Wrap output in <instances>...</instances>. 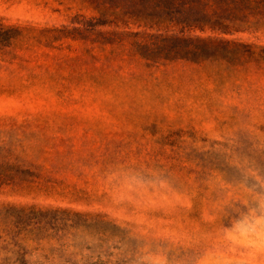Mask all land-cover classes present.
<instances>
[{
    "label": "rangeland",
    "instance_id": "rangeland-1",
    "mask_svg": "<svg viewBox=\"0 0 264 264\" xmlns=\"http://www.w3.org/2000/svg\"><path fill=\"white\" fill-rule=\"evenodd\" d=\"M78 14L96 15L0 0L20 31L0 46V164L28 180L0 206L66 210L28 264H264V30L235 36L255 50L236 62L152 64L51 39Z\"/></svg>",
    "mask_w": 264,
    "mask_h": 264
},
{
    "label": "trees",
    "instance_id": "trees-1",
    "mask_svg": "<svg viewBox=\"0 0 264 264\" xmlns=\"http://www.w3.org/2000/svg\"><path fill=\"white\" fill-rule=\"evenodd\" d=\"M81 4L96 15L86 19L78 14L72 22L75 26L54 28L51 39L70 38L98 49L127 50L152 64L236 62L255 50L235 36L264 30V0H81ZM111 25L116 29H102ZM19 35L18 28L0 25V46ZM13 169L0 164V189L28 182L25 178L15 182ZM57 211L35 205L0 206V262L28 264L22 243L47 232L51 228L48 216L66 210Z\"/></svg>",
    "mask_w": 264,
    "mask_h": 264
}]
</instances>
